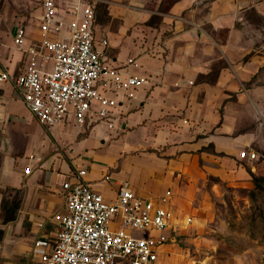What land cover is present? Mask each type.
<instances>
[{
    "label": "crops",
    "instance_id": "0c3cea01",
    "mask_svg": "<svg viewBox=\"0 0 264 264\" xmlns=\"http://www.w3.org/2000/svg\"><path fill=\"white\" fill-rule=\"evenodd\" d=\"M27 1L41 13L40 0ZM260 1L100 0L94 45L104 77L148 78L133 97L107 92L119 101L114 129L80 126L73 118L46 128L26 107L21 88L0 80V264H46L34 241L56 236L55 216L66 211L62 183L78 169L108 201L129 187L167 209L171 241L156 264L179 250L180 236L205 230L204 217L193 221L203 216L194 202L206 180L236 185L251 178L252 159L240 152L254 151L253 132L240 114L263 65L246 38V12L261 13ZM57 3L69 20L65 0ZM19 24L25 26L21 47L14 41ZM39 24L0 14V68L11 76L25 70V49L39 44ZM52 64L46 58L41 67Z\"/></svg>",
    "mask_w": 264,
    "mask_h": 264
},
{
    "label": "built area",
    "instance_id": "2783aa9c",
    "mask_svg": "<svg viewBox=\"0 0 264 264\" xmlns=\"http://www.w3.org/2000/svg\"><path fill=\"white\" fill-rule=\"evenodd\" d=\"M99 1L65 0V14L70 15L66 20L57 0H40L41 39L25 49V70L11 76L0 68V80L21 88L26 107L46 128L73 118L80 126L102 123L114 129L118 123L114 108L119 101L107 92L133 97L134 89L148 82L144 76L120 72L104 77L102 52L94 45ZM63 30L68 33L54 37ZM14 41L19 47L24 44L23 24L16 29ZM46 58L53 60L51 69L41 67ZM129 62L135 60L129 58ZM240 155L253 159L256 153L243 149ZM85 175V169H78L63 181L66 211L55 216L57 234L38 237L34 252L46 264H156L171 241L167 209L129 187H121L115 200L108 201Z\"/></svg>",
    "mask_w": 264,
    "mask_h": 264
},
{
    "label": "rangeland",
    "instance_id": "374dc122",
    "mask_svg": "<svg viewBox=\"0 0 264 264\" xmlns=\"http://www.w3.org/2000/svg\"><path fill=\"white\" fill-rule=\"evenodd\" d=\"M262 12L250 9L248 36L250 46L263 55V65L250 84L243 106L241 123L253 132L251 178L248 183L227 185L216 178L204 183L200 200L194 206L204 209L193 224L204 217L203 232L190 230L177 240L179 250L165 264H264V0ZM0 14L9 20L19 14L35 23L40 19L36 7L27 0H0Z\"/></svg>",
    "mask_w": 264,
    "mask_h": 264
}]
</instances>
